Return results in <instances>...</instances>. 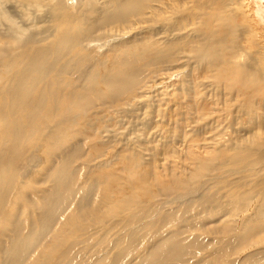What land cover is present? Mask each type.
Segmentation results:
<instances>
[{"label":"rangeland","instance_id":"obj_1","mask_svg":"<svg viewBox=\"0 0 264 264\" xmlns=\"http://www.w3.org/2000/svg\"><path fill=\"white\" fill-rule=\"evenodd\" d=\"M260 5L0 0V264H264Z\"/></svg>","mask_w":264,"mask_h":264},{"label":"bare ground","instance_id":"obj_2","mask_svg":"<svg viewBox=\"0 0 264 264\" xmlns=\"http://www.w3.org/2000/svg\"><path fill=\"white\" fill-rule=\"evenodd\" d=\"M256 2L260 3L261 5L259 6L261 9V12L264 14V0H255ZM263 3V5H262ZM13 42L15 43V41L13 40Z\"/></svg>","mask_w":264,"mask_h":264}]
</instances>
